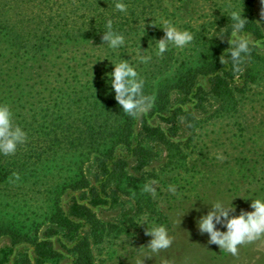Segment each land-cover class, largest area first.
<instances>
[{
	"label": "trees",
	"instance_id": "16d2710c",
	"mask_svg": "<svg viewBox=\"0 0 264 264\" xmlns=\"http://www.w3.org/2000/svg\"><path fill=\"white\" fill-rule=\"evenodd\" d=\"M193 1L208 4V13L190 7L191 0H124L128 15L115 10L116 0H0V102L27 136L14 154H0V238L10 240L0 264H95L92 244L117 225L94 208L121 204L120 217L133 227L138 212L146 223L162 218L144 185L193 169L199 158L191 166L188 159L208 125L227 121L230 142L257 144L264 119L252 126L248 106L264 109V24L257 23L255 0ZM230 8H242L243 31L253 42L238 65L227 49L233 21L223 14ZM109 18L126 38L117 50L101 44ZM165 20L195 38L157 56L154 40L163 36ZM139 46L149 62L139 63ZM120 57L136 67L153 97L138 117L121 110L106 83L110 62ZM248 169L240 178L256 176ZM243 194L264 198V186Z\"/></svg>",
	"mask_w": 264,
	"mask_h": 264
},
{
	"label": "rangeland",
	"instance_id": "374dc122",
	"mask_svg": "<svg viewBox=\"0 0 264 264\" xmlns=\"http://www.w3.org/2000/svg\"><path fill=\"white\" fill-rule=\"evenodd\" d=\"M182 1L173 0L175 5H179ZM195 4L199 5L201 13H208V4L191 0L188 5L196 8ZM263 6L260 0H255L254 11L258 19ZM196 15L197 13L193 17ZM189 16L187 13L180 19L183 20ZM235 79L237 81V75ZM254 105L255 110L248 106V116L255 117L253 121L250 120L252 126L264 119L261 116L264 109L256 103ZM226 122H221L214 127L208 125L201 129L203 135L197 138L195 146L197 149L192 154V159H188V165L191 166L196 158H199L198 164L193 169L174 170L168 172L164 181L155 180L153 182V188L156 190L155 197L164 214L162 218L146 223V216L138 212L135 216L137 227H133L128 221H124L123 217H120L121 204L113 207L105 204L94 208L103 221L117 225L110 231V234L103 235L92 244L95 264H138L139 257L149 254L143 246H146L150 240L145 230H150L153 222L165 224L168 227L173 243L169 248L161 250L159 254L144 257L143 264H166L168 261L172 264H264V238L239 246L237 254L233 255L209 243L207 234H201L197 228L199 216L204 214L209 207L204 202H211L217 197L225 199L234 197L232 203L235 205L236 212L233 214H238L241 209L251 210L249 207L251 198L244 200V190L247 187L253 190L264 186V181L259 178L264 163V130L259 138H253L256 139V145H252L250 140L247 143L240 142L239 139L230 142L231 133L224 132L229 128ZM164 126L167 127L166 124ZM179 131L176 136L182 137L181 130ZM200 151L201 156L198 155ZM235 157L243 158L244 163L235 164V159H233ZM162 158L164 156H157L154 160L162 161ZM224 160H229V162L223 165ZM248 167L256 176L240 178L239 175L246 172ZM248 179H252L250 184H247ZM169 186H174L176 192L169 191ZM220 188L231 189L228 192H222L221 195L215 193L216 189ZM247 195V197L251 196ZM125 198L126 196H123L121 199ZM141 222H144L146 226L138 224ZM9 247V238L2 236L0 238V259L3 257L2 250H8ZM11 255L13 254L9 253L7 257L10 258Z\"/></svg>",
	"mask_w": 264,
	"mask_h": 264
},
{
	"label": "clouds",
	"instance_id": "9594fccd",
	"mask_svg": "<svg viewBox=\"0 0 264 264\" xmlns=\"http://www.w3.org/2000/svg\"><path fill=\"white\" fill-rule=\"evenodd\" d=\"M260 2L264 5V0H260ZM114 8L117 12L128 15V4L124 0H116ZM212 10L210 15H212ZM223 15L233 21L231 37L227 36L229 45L227 49L231 60L238 65L243 56L251 51L250 46L253 43L250 35L243 31L248 20L243 16L242 8H230ZM260 15L261 19L257 23L262 26L264 24V9L261 10ZM159 28L163 30V36L154 40L157 56H162L170 47L185 49L192 44L195 38L192 30L179 28L168 20L163 21V26ZM101 33V44L107 45L111 50L120 49L126 44L125 35L113 27L111 18L106 20L104 30ZM143 35H145V19L139 40ZM213 36L221 39L225 37ZM145 49H141L139 46L137 50V59L141 64L152 59L150 54H141L145 52ZM110 64L112 66L111 71L106 72L105 75L107 77L106 83L121 110L133 117H138L149 111L154 102L153 97L144 93V80L136 67L128 59L122 57L114 63L110 62ZM12 117L13 113L10 106L0 102V154H14L18 145L23 144L27 138L26 132L19 125L13 124ZM144 191L153 196L156 195V190L150 183L144 185ZM169 191L176 192V188L169 186ZM233 198L217 197L211 202H204L209 207L204 214L199 216L197 228L201 234H207L209 243H213L235 255L239 246L264 238V198L253 199L251 196L245 198H251L249 205L251 210L241 209L238 214H233L236 212L235 205L232 203ZM138 224L146 226L144 222ZM145 234L150 237V240L143 247L148 250L149 254L139 257L138 264H143L144 257L159 254L161 250L169 248L173 243V237L169 234L165 224L153 222V227L148 231L145 230ZM166 264H172V262L168 261Z\"/></svg>",
	"mask_w": 264,
	"mask_h": 264
}]
</instances>
